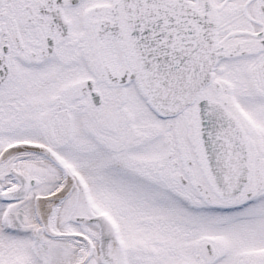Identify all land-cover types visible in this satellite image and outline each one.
<instances>
[{
    "label": "snow or ice",
    "instance_id": "obj_1",
    "mask_svg": "<svg viewBox=\"0 0 264 264\" xmlns=\"http://www.w3.org/2000/svg\"><path fill=\"white\" fill-rule=\"evenodd\" d=\"M0 264H264V0H0Z\"/></svg>",
    "mask_w": 264,
    "mask_h": 264
}]
</instances>
